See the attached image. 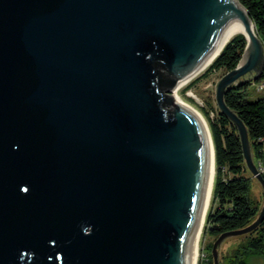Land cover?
<instances>
[{
    "label": "water",
    "instance_id": "1",
    "mask_svg": "<svg viewBox=\"0 0 264 264\" xmlns=\"http://www.w3.org/2000/svg\"><path fill=\"white\" fill-rule=\"evenodd\" d=\"M241 7L0 0V264H192L210 142L201 116L173 90L242 22L245 47L215 101L238 131L263 201L253 222L217 236L213 264L223 240L261 223L264 178L223 99L264 70V45Z\"/></svg>",
    "mask_w": 264,
    "mask_h": 264
},
{
    "label": "trees",
    "instance_id": "2",
    "mask_svg": "<svg viewBox=\"0 0 264 264\" xmlns=\"http://www.w3.org/2000/svg\"><path fill=\"white\" fill-rule=\"evenodd\" d=\"M246 9L254 33L264 45V0H238ZM238 3V4H239ZM239 4V5H240ZM240 5V6H241ZM246 39L242 34L233 36L221 49L203 75L218 69L229 71L237 66ZM196 80L186 85L185 91ZM264 84V70L256 77L246 76L228 86L223 94L225 104L243 121L248 135L254 164L264 178V89L258 97L249 86ZM213 144L215 176L212 202L205 217L203 230L211 241L205 246L208 251L199 264H213L211 247L217 236L228 230L242 228L253 222L261 208L263 192L256 178L246 166L240 138L235 125L216 108L213 118L205 111ZM258 183L261 192H254ZM239 239L229 253L218 251L219 264H246L252 256L264 258V218L251 232L236 236Z\"/></svg>",
    "mask_w": 264,
    "mask_h": 264
},
{
    "label": "rangeland",
    "instance_id": "3",
    "mask_svg": "<svg viewBox=\"0 0 264 264\" xmlns=\"http://www.w3.org/2000/svg\"><path fill=\"white\" fill-rule=\"evenodd\" d=\"M208 67L203 70L201 73L196 75L194 78L186 82L185 84L178 87L176 90L177 95L185 101L187 104H190L192 107H194L199 114L203 117V119L206 122V125L209 129L208 120L205 117V111L209 112V117L213 118L216 114V101H215V87L217 82L220 80V78L227 72L224 69H218L213 70L209 72L207 75H203ZM253 77V74L246 75ZM245 76V77H246ZM244 77V78H245ZM195 81V83L192 85L191 88L185 91V87L187 84H189L192 81ZM250 90L253 91L251 94V97H258L263 93V90L259 88L258 85H251L249 86ZM174 94V90H173ZM175 95V94H174ZM210 132V131H209ZM214 176H215V163H214V175H213V182H214ZM213 190V188H212ZM254 192L258 195L261 192L260 186L258 183L254 184ZM217 203L212 202V197L209 203V207H216ZM207 209V211H208ZM206 211V214H207ZM205 214V217H206ZM205 223V220H204ZM205 229L204 224L201 231L200 239L198 242V259L197 264H199L200 260L205 256V254L208 252L205 248V246L211 241V237H209L203 230ZM239 239L236 238V236L227 237L225 240L222 241L220 244V251L221 253H229L238 243ZM246 264H264V258L252 256L248 258Z\"/></svg>",
    "mask_w": 264,
    "mask_h": 264
},
{
    "label": "bare ground",
    "instance_id": "4",
    "mask_svg": "<svg viewBox=\"0 0 264 264\" xmlns=\"http://www.w3.org/2000/svg\"><path fill=\"white\" fill-rule=\"evenodd\" d=\"M235 5L237 8L242 9V7L238 4V2L235 0ZM244 12V11H243ZM246 16V15H245ZM249 22V28L251 29L252 32H254L253 30V24ZM237 34H245V26L242 22L241 24V27L240 29L237 28L235 30H233L222 42L221 44L218 46V48L214 51V53L212 54V57L210 58V60L205 64L203 65L193 76H191L190 78L180 82L179 86L180 87L181 85L185 84L186 82H188L189 80H191L192 78H194L196 75H198L199 73H201L203 70H205L207 67L210 66V64L212 63V61L215 59V57L219 54V52L221 51V49L223 48V46L235 35ZM178 88H176L174 90V94H175V97H176V100L177 101H180V102H184L186 103L185 101H183L178 95H177V90ZM187 104V103H186ZM189 106H191L190 104H188ZM192 107V106H191ZM195 111H197L194 107H192ZM198 112V111H197ZM199 114V112H198ZM201 116V114H199ZM205 126H206V130H207V135H208V138H209V142H210V171H209V183H208V195H207V200H206V206H205V210H204V214H203V217H202V220H201V223H200V226H199V229H198V233H197V236H196V240H195V245H194V248H193V256H192V264H197V259H198V242H199V239H200V235H201V231H202V228H203V224H204V220H205V214H206V211L209 207V203H210V200H211V197H212V188H213V175H214V153H213V147H212V142H211V137H210V133H209V129L206 125V122L205 120L203 119V117L201 116Z\"/></svg>",
    "mask_w": 264,
    "mask_h": 264
},
{
    "label": "built area",
    "instance_id": "5",
    "mask_svg": "<svg viewBox=\"0 0 264 264\" xmlns=\"http://www.w3.org/2000/svg\"><path fill=\"white\" fill-rule=\"evenodd\" d=\"M259 88L264 89V84H260Z\"/></svg>",
    "mask_w": 264,
    "mask_h": 264
}]
</instances>
